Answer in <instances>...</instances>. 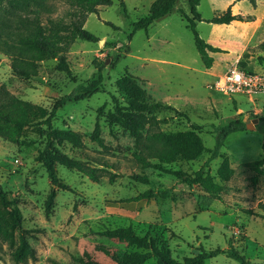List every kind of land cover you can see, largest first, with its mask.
I'll list each match as a JSON object with an SVG mask.
<instances>
[{
    "label": "rangeland",
    "instance_id": "1",
    "mask_svg": "<svg viewBox=\"0 0 264 264\" xmlns=\"http://www.w3.org/2000/svg\"><path fill=\"white\" fill-rule=\"evenodd\" d=\"M154 1L112 0V5L100 6L98 14H89L85 29L98 41L77 39L68 47L71 75L58 71L57 59H50L22 76L12 66L13 57L0 48V108H9L18 100L51 111L61 97L86 85L99 70L103 74L99 93L66 103L53 118L54 127L83 136L82 148L65 144L62 150L97 168L99 180L57 163L59 177L74 192L58 190L50 214H46V200L52 185L38 160L46 145V126L24 128L17 142L0 135V186L18 208L21 229L36 252L35 260H15L13 252L21 230L13 229L12 218L0 204V264H79L73 256L85 252L112 263L96 250L98 244L108 246L118 257L136 249L99 233L128 226L168 246L172 258L179 262L192 256L197 246L227 250L231 243L251 264H264V219L254 215L262 212L264 177L254 184L255 173L245 166L264 155V93L228 96L212 88L234 64L264 72V0H201L198 9L203 21L198 22L197 30L207 43L222 50L210 53L214 59L211 68L203 63L194 35L179 12L182 9L189 14L187 0H178L176 9L148 30L133 32L134 23L149 13ZM15 4V0H0V28L18 14L35 17ZM229 7L246 21L229 25L209 22ZM72 10L65 0H44L42 22L47 25L50 18L69 21ZM126 75L137 78L153 102L169 104L178 111L157 112L158 123L151 131H186L197 126L205 147L201 157L179 160L163 169L145 165L136 157L142 150L135 146L134 138L122 126L110 124L108 118L117 104L128 105L119 85ZM97 122L107 149L91 139ZM238 122L249 128L230 133L219 156L206 166L219 130ZM225 157L232 169L227 181L218 175ZM202 168L222 185L221 198L200 184L180 180L178 172L194 175ZM204 264L239 262L220 253Z\"/></svg>",
    "mask_w": 264,
    "mask_h": 264
},
{
    "label": "trees",
    "instance_id": "2",
    "mask_svg": "<svg viewBox=\"0 0 264 264\" xmlns=\"http://www.w3.org/2000/svg\"><path fill=\"white\" fill-rule=\"evenodd\" d=\"M44 0H15V7L23 12L36 14L34 18L18 16L4 22L0 28V48L13 57L14 70L22 75L28 76L36 69L39 62L57 59V70L71 75L70 63L66 56L68 47L77 39L96 42L98 38L85 29V24L89 14L99 13L100 6L112 5V0H65L73 9L70 14V20L49 19L47 25L42 22L41 13L43 12ZM178 0H156L152 3L149 13L134 23L135 33L137 30L145 29L156 21L170 15L177 6ZM190 12L187 14L179 9L182 17L187 22L193 35L195 46L200 57L207 68H211L214 62L211 52H222L221 48L207 43L201 38L198 30V22L203 21L202 15L198 9L201 0H187ZM254 3V1H252ZM234 21H246L242 15L234 14L232 7L221 15H215L209 20L215 24L229 25ZM15 26V27H14ZM14 27V29H13ZM5 35V36H2ZM264 49V42L261 44ZM246 70V69H245ZM249 73L254 71L246 70ZM133 76H124L119 85L125 91L128 97V105L120 106L117 104L113 112L109 113L110 124L122 126L135 140V146L141 148L142 153L136 154V157L145 165L163 169L164 165H171L179 160L193 161L201 157L205 151L203 141L201 140L198 127L194 126L191 130L165 132L151 131L157 125V112L163 110H174V107L163 102H153ZM103 74L99 70L93 77L80 87L77 91L61 97L56 101L51 111L42 107L32 106L24 102L15 100V103L9 108H0V135L7 137L10 141L17 142L21 132L28 126H46V145L38 156L39 162L45 167L48 178L50 179L52 189L46 200V214H50L58 190L74 192L73 188L66 184L58 175L57 163L66 165L69 169H75L93 181H98V169L90 167L86 162L70 157L62 148L65 144H70L72 148L79 149L84 145L83 136L71 129H58L53 125V118L57 111L68 102L82 101L91 98L102 89ZM101 110L99 111V115ZM149 127L147 128V126ZM246 124L238 122L236 125L230 123L219 130L216 146L212 151L211 157L207 160L206 166L213 159L219 156L226 138L230 133L245 130ZM146 132V133H145ZM91 139L97 142L101 147L107 149L104 139L100 136V125L97 122L91 135ZM155 145L149 148V145ZM152 160H157L153 163ZM245 166L255 173L252 178L253 183H257L260 177H264V155L261 159L246 162ZM232 174L229 159L225 157L218 170V175L222 180L227 181ZM180 180L189 185L200 184L208 193L216 198H221L223 187L214 180V177L205 172L204 168L189 175L184 172H178ZM146 180V178H143ZM167 194V192H165ZM0 204L6 211V214L13 220V229H20L18 245L13 252L17 262L26 259H36V252L31 247L26 237V232L21 229V215L14 201L10 200L8 194L0 186ZM264 212V204L260 205ZM256 212L254 215L264 219V213ZM252 213V212H251ZM2 220L0 219V233L2 232ZM101 237L117 240L126 243L128 247H134L136 250L124 253L121 257L113 254L106 245L98 244L97 251H101L110 257L112 263H104L96 259L91 253L85 252L80 257H74L73 260L79 264H146L149 260H155L156 264H204L206 260L218 256L220 253L227 254L228 257L235 259L239 264H251L249 260L242 255L235 246L230 243L227 250L205 249L203 246H197L193 255L186 257L183 262L172 258L168 246L161 245L149 234H140L134 227H118L114 229H105L100 232Z\"/></svg>",
    "mask_w": 264,
    "mask_h": 264
},
{
    "label": "built area",
    "instance_id": "3",
    "mask_svg": "<svg viewBox=\"0 0 264 264\" xmlns=\"http://www.w3.org/2000/svg\"><path fill=\"white\" fill-rule=\"evenodd\" d=\"M212 88L228 96L264 93V72L249 73L234 64L216 80Z\"/></svg>",
    "mask_w": 264,
    "mask_h": 264
},
{
    "label": "water",
    "instance_id": "4",
    "mask_svg": "<svg viewBox=\"0 0 264 264\" xmlns=\"http://www.w3.org/2000/svg\"><path fill=\"white\" fill-rule=\"evenodd\" d=\"M247 128H249V125H247Z\"/></svg>",
    "mask_w": 264,
    "mask_h": 264
}]
</instances>
